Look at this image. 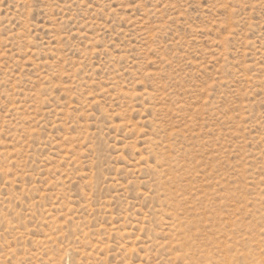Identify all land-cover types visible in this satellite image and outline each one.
<instances>
[{"label": "rangeland", "instance_id": "1", "mask_svg": "<svg viewBox=\"0 0 264 264\" xmlns=\"http://www.w3.org/2000/svg\"><path fill=\"white\" fill-rule=\"evenodd\" d=\"M0 264H264V0H0Z\"/></svg>", "mask_w": 264, "mask_h": 264}]
</instances>
